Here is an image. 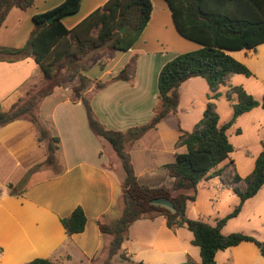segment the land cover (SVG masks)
I'll list each match as a JSON object with an SVG mask.
<instances>
[{
  "label": "crops",
  "instance_id": "1",
  "mask_svg": "<svg viewBox=\"0 0 264 264\" xmlns=\"http://www.w3.org/2000/svg\"><path fill=\"white\" fill-rule=\"evenodd\" d=\"M63 1L34 0L25 10H9L0 27V47H23L35 28L33 16L49 12ZM108 1L81 0L79 10L63 17L61 23L71 30ZM154 15L153 2L150 19L130 49L119 51L104 47L109 50V55L98 50L95 53L101 57L91 63L87 61L85 70L80 68L66 83L45 80L40 67L30 57L14 62L0 61V109L9 110L15 102L25 98L26 92L41 86L38 89L49 91V94L40 100L35 114L49 137L58 138L55 164L48 167L43 163L49 141L47 138L38 141L39 134L33 123L20 118L0 127V264H28L36 258L48 259L53 264H102L107 256L111 236L100 232L98 222L110 223L120 216L125 174L110 144L89 128L84 106L72 88L77 85L79 74L88 78L83 96L88 99L94 117L107 129L126 132L148 123L158 104L157 79L162 66L177 54L199 47L180 36L173 22V27H150ZM176 44L183 50H177ZM260 50L264 52V44L257 46L255 51L229 54L255 75L252 64L255 65L253 60ZM127 64H131L129 79L111 80ZM235 76H230L222 87L242 86L234 81ZM259 79L264 83V66ZM96 82L103 86L97 87ZM221 88L219 97L213 102L219 123L224 124L232 116V104L225 99L227 90L222 94ZM178 93L176 113L126 145L134 173L143 185L171 186L173 181L168 177L165 165L173 163L176 154L186 151L184 146L177 144L179 135L192 131L202 118L210 91L203 78L193 77L179 86ZM224 99L229 104V118L222 122L218 107ZM259 108L241 115L232 126L238 127L240 118L250 116L251 129L260 140V148L252 153L245 152L239 160L230 157L231 164L222 162L217 167L224 169L222 174L214 177L215 180L203 179L197 185L195 201L189 202L194 204L202 192L212 208L216 203L224 202L225 209L223 212L218 208L217 211L207 209L206 214L196 209L192 213L187 203L185 214L188 219L208 215L211 222L207 220V223L215 224L238 205L239 198L231 189L234 185L229 186L227 182L235 173L240 178L249 175L262 150L264 130L258 116ZM235 133L241 135V128ZM9 185L21 188L23 192L11 194ZM236 186L242 189L244 184L241 182ZM159 204L170 207L165 201ZM76 207L85 214V228L81 233L68 235L60 219L69 216ZM236 220L238 223L229 226ZM221 233H241L264 242V187L243 203L238 215L227 221ZM192 239V233L186 228L169 229L162 217L140 219L130 225L128 239L121 250L131 260L145 264H181L187 260L200 264L199 248L192 244ZM214 260L215 264H264V258L253 242H241L218 251Z\"/></svg>",
  "mask_w": 264,
  "mask_h": 264
},
{
  "label": "trees",
  "instance_id": "2",
  "mask_svg": "<svg viewBox=\"0 0 264 264\" xmlns=\"http://www.w3.org/2000/svg\"><path fill=\"white\" fill-rule=\"evenodd\" d=\"M170 10L175 30L183 38L199 45L195 50L180 53L166 62L159 71L157 79L158 104L150 121L129 128L126 132L105 128L93 115L89 101L83 91L89 84L86 76L78 75V84L72 90L84 106L91 131L106 140L124 170L121 194V213L110 223L98 222L102 234L111 236L107 247V257L103 264H113L112 259L119 256L121 264H145L130 259L122 250V244L128 239L130 225L140 219L162 217L171 229L186 228L192 233V244L199 248L200 264H215L218 251L236 246L241 242H253L264 258V242L241 233L223 235L222 227L228 220L236 217L243 203L256 195L264 187V138L262 150L255 159L252 172L244 178L236 173L227 185L238 196V205L215 224L202 219H188V202L196 199L197 185L207 178L220 176L223 168H217L222 162L231 164L230 155L233 146L228 140L227 130L241 115L254 108L264 109V96L261 101L253 98L241 86H228L225 99L232 104V116L224 124L219 123L213 100L219 97V88L225 86L230 76L251 77L250 69L229 53L253 50L264 44V0H164ZM34 0H0V27L9 10H25ZM81 0H65L49 12L33 16L35 28L26 44L21 48L0 47V61L14 62L32 58L40 67L47 81L57 82L59 74L72 65L80 64L90 53L103 47L127 51L137 41L146 27L151 13V0H109L104 6L84 19L77 27L67 30L61 23L65 16L75 14ZM54 16L50 23L46 20ZM125 30L121 33V29ZM134 60L131 62L133 64ZM85 70L80 64L76 70ZM131 64H127L111 80L129 79ZM193 77L203 78L209 88L208 101L202 118L190 132H181L178 145L186 151L175 155L173 163L165 165L167 175L172 179L170 187H149L139 183L134 173L130 156L126 150L128 142L141 138L145 132L153 129L168 115L176 113L179 86ZM97 87L103 86L96 82ZM49 91L38 89L34 93L26 92L23 99L15 102L7 111L0 109V127L20 118H26L35 125L38 141L48 139L47 158L43 165L54 166L57 137H49L34 113L40 100ZM238 132V131H237ZM243 183L242 189L236 185ZM11 194H21V188L9 185ZM190 191L191 193H184ZM167 202L166 208L159 204ZM68 235L83 232L86 217L80 207H76L69 216L60 219ZM1 252V249H0ZM28 264H53L48 259L36 258ZM181 264H195L187 260Z\"/></svg>",
  "mask_w": 264,
  "mask_h": 264
},
{
  "label": "rangeland",
  "instance_id": "3",
  "mask_svg": "<svg viewBox=\"0 0 264 264\" xmlns=\"http://www.w3.org/2000/svg\"><path fill=\"white\" fill-rule=\"evenodd\" d=\"M151 2L152 3L154 2V5H155V15L153 17V20L151 22L150 27H162V26L164 27V25H166L165 27H173L172 21H171L172 19H171V15H170V10L168 9L166 2L164 0H151ZM175 47H177V50H183V48L180 47L178 44H176ZM185 49H187V47ZM99 50L103 52L102 54L109 55V53L107 52V51H109L108 49L106 50L103 47ZM97 51L98 50L90 53L82 61L84 63V65H87L86 64L87 61L88 62L90 61V63H91L92 61L96 60L98 58V56L101 57V54L98 53V55H97V53H95ZM260 51H257L258 55L253 60L255 65L252 64V66H253L252 68L255 71L256 76L253 75V72L250 70L252 73L251 77H246L244 75H236L235 76L236 80H234L236 83L239 82V84H242L241 87L246 92L250 93L253 96V98L258 100V101H261L262 97L264 96V83H262L261 80L259 79L260 70L264 66V52H262V51L260 52ZM241 57L244 58L243 55ZM79 67H80V64L72 65L71 68H67L65 71H62L59 74V82L60 83L61 82L66 83L67 81H71V78L76 76L75 72ZM237 79H239L240 81H238ZM76 83L78 84V82H76ZM231 86H233V85H231ZM38 87H41V86H37L36 89L31 90L32 93L37 91ZM220 90H221L220 92L223 94L224 90L226 91V90H228V88L222 87ZM220 103H222L218 107L219 111H220L219 112L220 118H221V121L224 122L229 118L228 117L229 104L225 99L220 100ZM258 111H260L259 112L260 114L258 116H260L259 120L262 124L261 127H262V130H264V109L259 108ZM34 113H35V110H34ZM249 117L250 116H244L243 118H240V120L238 122V125L240 127L239 126L237 127V125L232 126L227 131V136H228L229 142L234 147V151L230 156L231 159H236V160L242 159L244 157L245 152H249V153L251 152L252 153L253 151H255V149L260 148V140L257 139V137L255 136L254 132L251 129L253 127H252V124L250 123ZM238 128H241V131H242L241 135H237L235 133L236 129H238ZM45 166H47V165H45ZM215 179H217V178H213L212 180H215ZM224 204H225L224 202H221L220 204L216 203L214 205V207L212 208V205L208 201V197L206 198V196H204L202 194V192H200V195L197 198L196 202L194 204H191L188 202V205H189L188 207H189V210L192 211V213H193V211L196 212V209H199L200 212H204L206 214L207 209H211L212 211H214V210L217 211V208H218V210L220 209V212H223V210L226 207ZM207 216L208 215H205V217H201L200 219L207 222V220L208 221L210 220ZM238 221L239 220L232 222V224H229V226L235 225L236 223H238ZM209 222H211V221H209ZM106 257L107 256H105V259H106ZM105 259L102 260V264H103ZM116 261H118L119 263L121 262L118 255L113 257L112 263L116 264L115 263Z\"/></svg>",
  "mask_w": 264,
  "mask_h": 264
},
{
  "label": "water",
  "instance_id": "4",
  "mask_svg": "<svg viewBox=\"0 0 264 264\" xmlns=\"http://www.w3.org/2000/svg\"><path fill=\"white\" fill-rule=\"evenodd\" d=\"M53 18H54V16H51L50 18H48V19L46 20V22H47V23H50V22L53 20ZM124 30H125V28H122L120 32L122 33Z\"/></svg>",
  "mask_w": 264,
  "mask_h": 264
}]
</instances>
